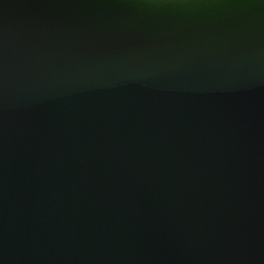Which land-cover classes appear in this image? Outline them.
I'll use <instances>...</instances> for the list:
<instances>
[{
    "label": "water",
    "instance_id": "95a60500",
    "mask_svg": "<svg viewBox=\"0 0 264 264\" xmlns=\"http://www.w3.org/2000/svg\"><path fill=\"white\" fill-rule=\"evenodd\" d=\"M0 264H264V0H0Z\"/></svg>",
    "mask_w": 264,
    "mask_h": 264
}]
</instances>
